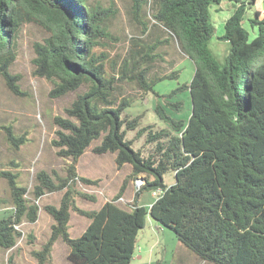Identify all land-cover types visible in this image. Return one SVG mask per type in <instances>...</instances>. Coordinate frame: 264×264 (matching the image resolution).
<instances>
[{
  "label": "trees",
  "instance_id": "trees-1",
  "mask_svg": "<svg viewBox=\"0 0 264 264\" xmlns=\"http://www.w3.org/2000/svg\"><path fill=\"white\" fill-rule=\"evenodd\" d=\"M222 1L152 0L147 10L151 25L165 30L193 62L190 80L165 96L188 91L191 112L186 121L177 119L157 102L154 111L167 126L136 131L137 136L145 133L144 141L151 146L144 153L132 149L125 138L127 130L138 127L140 115L121 117L129 99L117 100L114 92L120 83L128 82L158 95L155 84L177 76V72L150 75L162 56L156 49L167 39L156 36L108 73L107 53L98 48L112 12L88 0H0V75L8 90L23 94L19 75L9 67L26 22H37L48 32L42 42H33L32 63L34 75L54 83L50 96L86 86L65 108L67 116L54 118L58 128L51 143L58 156L70 160L64 176L53 178L45 170L37 171L32 196L27 198L28 188L17 185L16 174L0 170L8 188L0 203L10 206L0 216V248L15 246L21 236L15 226L24 219L35 222L36 199L63 191L58 205L43 206L52 221L47 239L33 251L39 264L49 259L58 239L68 246L67 259L73 264H130L138 231L148 215L203 262L264 264V11L254 7L255 0H232L223 33L217 36L230 47L219 61L209 41L216 32L211 10ZM147 2L134 0L141 18L139 10ZM249 8H254L247 18L250 29H255L253 37L244 27ZM166 104L177 110L182 101ZM2 128L14 149L23 143L24 137L15 134L12 126ZM90 145L96 154L113 153L118 168L128 164L129 179L142 175L143 190L160 189L161 194L148 207L135 197L128 208L114 201H105L97 209L79 208L73 194L76 180L97 183L78 176L75 169ZM168 170L175 173V182L166 186L163 174ZM78 194L95 200L94 195ZM71 210L88 220L77 237L68 232Z\"/></svg>",
  "mask_w": 264,
  "mask_h": 264
},
{
  "label": "rangeland",
  "instance_id": "rangeland-1",
  "mask_svg": "<svg viewBox=\"0 0 264 264\" xmlns=\"http://www.w3.org/2000/svg\"><path fill=\"white\" fill-rule=\"evenodd\" d=\"M100 4L111 14L106 20L107 34L102 37L103 45L98 50L107 53L105 69L112 73V67L117 66L121 59L130 57L141 45L152 43L156 36L167 39L159 45L157 51L161 58L154 63V72L159 75L173 74L171 79L159 81L154 86L153 92L145 93L134 84L120 83L115 91L117 100L122 97L129 99V105L121 113L129 117L140 115L139 125L136 129L126 131V139L131 141V148H140L144 153L150 150V145L145 143V133L137 136L136 131L145 126L152 129L166 127L154 111L155 104L159 102L166 113L177 119L186 121L191 112V102L188 91L178 92L171 97L165 95L178 85L188 82L193 73V62L177 47L174 40L162 28L151 25L149 10L152 0H148L140 10V15L135 10L134 0H88ZM232 0H223L221 6L211 10L212 20L216 24L214 37L209 41L213 55L223 61L230 44L217 38L223 33V22L232 11ZM254 7L264 10V1L257 0ZM254 9V8H253ZM253 9L245 13L244 27L250 32V37L255 35V29H250L247 18L253 15ZM146 12V17L143 14ZM143 20V22L140 21ZM48 36L45 28L37 22H26L17 39V55L9 67V71L19 75L17 81L22 95L12 94L5 85L0 75V170H10L16 174L17 185L28 188V198L32 196V186L36 182V173L45 170L55 178L64 176L69 159L56 154V148L51 140L55 137L58 126L54 122L55 116L66 117L65 108L70 105L76 94L86 89L79 87L76 91L68 92L62 96L53 97L49 92L54 83L44 77L34 75L32 58L34 57L32 44L34 41L42 42ZM182 101L177 110H173L166 102ZM117 104V102H116ZM12 126L15 134L23 136V143L16 149L6 141V130L2 126ZM91 146L80 157L77 172L78 176H86L97 180V183H84L76 180L73 185L75 204L83 209H97L105 201H114L123 208L132 206L136 197L138 202L148 207L160 194L161 190H143L135 193L133 179H129L130 167L125 165L117 168L110 154L97 155ZM10 161H14L11 165ZM141 176V175H138ZM163 182L169 186L175 182V173L168 170L163 174ZM6 180L0 177V197L7 196ZM63 191L47 192L35 200L38 205V215L35 222L22 221L18 229L21 236L14 247L4 250L0 248L1 264H39L33 251L39 250L42 243L49 235L51 217L43 210L44 204L58 205ZM78 192L94 195L95 200L79 196ZM155 193V195H153ZM121 198V199H119ZM0 203V216L8 211L10 206ZM88 220L76 211H70L68 232L71 237L79 236L86 227ZM28 234H32L31 239ZM31 239V240H29ZM68 246L60 239L56 240L50 252L49 259L42 264H73L67 259ZM130 264H212L203 262L184 247L174 233L161 227L149 215L146 216L144 227L138 231L133 258Z\"/></svg>",
  "mask_w": 264,
  "mask_h": 264
},
{
  "label": "crops",
  "instance_id": "crops-1",
  "mask_svg": "<svg viewBox=\"0 0 264 264\" xmlns=\"http://www.w3.org/2000/svg\"><path fill=\"white\" fill-rule=\"evenodd\" d=\"M256 2H257V0H255V4H256ZM222 3V2H221ZM219 6H221V4L219 5ZM232 7H233V5H232ZM262 11H264L263 9H261ZM86 151H84V153H85ZM84 153H82V155L84 154ZM96 154V153H95ZM105 154H110L113 158V162L115 163V161H114V154L113 153H110V152H107V153H102V154H97V155H105ZM82 155H80V157L82 156ZM80 157L78 158V160H77V163H76V165H75V169H76V172H77V166H78V162H79V159H80ZM10 164L11 165H13L14 164V161H10ZM115 165H116V163H115ZM125 165H127V166H129L128 164H125ZM125 165H123V166H125ZM122 166V167H123ZM79 167V166H78ZM117 167V166H116ZM130 167V166H129ZM118 168V167H117ZM77 174H78V172H77ZM79 175V174H78ZM82 177H86V176H82ZM89 178V177H88ZM44 195V194H43ZM42 195V196H43ZM26 196H27V198L28 197H30V196H28V192H27V194H26ZM3 196H1L0 198H2ZM40 198V197H39ZM139 204H141V205H144L145 206V204L144 203H142L141 202V200H139ZM45 205V204H44ZM54 205V204H53ZM7 206H9V205H7ZM5 207V206H4ZM44 210V209H43ZM25 220V219H24ZM23 220V221H24ZM133 258V257H132Z\"/></svg>",
  "mask_w": 264,
  "mask_h": 264
},
{
  "label": "built area",
  "instance_id": "built-area-1",
  "mask_svg": "<svg viewBox=\"0 0 264 264\" xmlns=\"http://www.w3.org/2000/svg\"><path fill=\"white\" fill-rule=\"evenodd\" d=\"M144 183H145V179H144V177L142 175L141 176H137L136 178L133 179V185H134V188H135V193H137L142 188ZM153 195H155V193H153ZM119 199H121V198H119ZM18 226L19 225H16L15 228L18 229Z\"/></svg>",
  "mask_w": 264,
  "mask_h": 264
}]
</instances>
